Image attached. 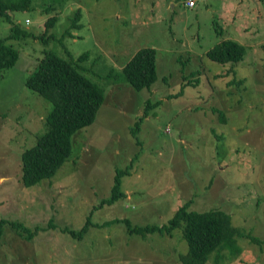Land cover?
Segmentation results:
<instances>
[{
  "label": "rangeland",
  "instance_id": "374dc122",
  "mask_svg": "<svg viewBox=\"0 0 264 264\" xmlns=\"http://www.w3.org/2000/svg\"><path fill=\"white\" fill-rule=\"evenodd\" d=\"M175 1L32 0L30 8L10 12L13 23L0 16V37L13 24L30 34L5 40L18 57L0 74V219L31 229L49 220L57 226L26 241L5 225L0 264H180V227L142 238L119 221L90 227L80 240L59 229H79L109 196L115 170L135 157L120 179L125 196L94 209L93 223L126 217L132 225H161L190 200L192 210L228 211L235 227L257 239L238 237L240 252L226 250L221 264H264V1L195 0L193 9ZM76 9L82 26L63 44L73 60L86 53L74 66L102 89L103 103L94 122L71 136L70 157L55 175L24 186L21 152L47 131L52 109L25 82L46 50L69 59L54 37ZM51 16L55 23L45 32ZM224 39L244 47L234 67L204 54ZM148 47L156 69L149 91L114 79ZM210 260L205 264H215Z\"/></svg>",
  "mask_w": 264,
  "mask_h": 264
},
{
  "label": "trees",
  "instance_id": "16d2710c",
  "mask_svg": "<svg viewBox=\"0 0 264 264\" xmlns=\"http://www.w3.org/2000/svg\"><path fill=\"white\" fill-rule=\"evenodd\" d=\"M31 3L32 0H0V16L7 22L13 23L10 12L28 9ZM80 20L81 11L76 9L70 17L69 25L60 37H54L64 47L69 59L58 56L54 51L46 50L38 62L36 73L26 79V87L48 101L52 109L45 121L47 131L37 136L34 146L21 152V182L24 186L35 185L41 180L49 179L55 175L70 157L71 136L77 130L84 129L94 122L103 103L102 89L83 76L74 66V62L83 59L86 53L80 55L77 60H73L63 44V39L66 36H72V30L82 26ZM54 23L55 17H49L44 23L45 32ZM28 35H30L28 32L13 24L10 33L0 37V74L13 67L18 57L17 51L6 45L5 40ZM204 54L211 61L222 64L231 63L234 67L243 57L244 47L236 40L224 39L215 43ZM104 77L112 78L109 74ZM116 78L128 84L135 91H149L156 81L154 49L148 47L138 50L121 68L120 73L114 79ZM234 83L240 84L236 81ZM185 84L188 85L189 82L186 81ZM149 107L147 104L143 117L147 116ZM141 121L142 118L135 123V131L132 128L130 130L134 137L137 135ZM135 158H132L124 169L115 170L109 196L94 205L92 211L125 196V192L120 190V179L130 175ZM189 203L190 200L183 202L175 209L167 223L161 225H132L126 217L93 223L90 220L91 211L79 229L73 230L67 227L59 229L80 240L90 227H103L119 221L125 224L127 234H136L142 238L153 233L170 236L172 230L180 227L181 236L186 243V251L177 255L180 264H205L210 260V256L213 259L212 262L221 264L226 261L225 252L229 251L230 255L240 252L237 246L238 237L250 238L252 242L257 241L255 237L233 225L232 217L228 211L216 208L196 211L189 209ZM49 221L44 228L35 226L34 229H31L21 222L2 218L0 219V238L4 226L9 225L26 241H31L40 229L57 227L51 220Z\"/></svg>",
  "mask_w": 264,
  "mask_h": 264
},
{
  "label": "built area",
  "instance_id": "2783aa9c",
  "mask_svg": "<svg viewBox=\"0 0 264 264\" xmlns=\"http://www.w3.org/2000/svg\"><path fill=\"white\" fill-rule=\"evenodd\" d=\"M183 6L186 7L187 9H192L194 7V0H184L183 1ZM25 22L29 23L30 19L26 18Z\"/></svg>",
  "mask_w": 264,
  "mask_h": 264
},
{
  "label": "crops",
  "instance_id": "0c3cea01",
  "mask_svg": "<svg viewBox=\"0 0 264 264\" xmlns=\"http://www.w3.org/2000/svg\"><path fill=\"white\" fill-rule=\"evenodd\" d=\"M177 2H178V1L176 0V1L174 2V4H176ZM178 4L181 5V6L183 7L182 2H180V3H178ZM194 7H195V0H194ZM194 7H193V8H194ZM184 8H185V7H184ZM193 8H192V9H193Z\"/></svg>",
  "mask_w": 264,
  "mask_h": 264
}]
</instances>
